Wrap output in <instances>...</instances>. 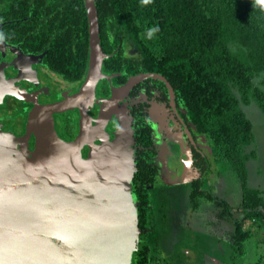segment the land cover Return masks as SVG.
<instances>
[{
	"label": "trees",
	"instance_id": "16d2710c",
	"mask_svg": "<svg viewBox=\"0 0 264 264\" xmlns=\"http://www.w3.org/2000/svg\"><path fill=\"white\" fill-rule=\"evenodd\" d=\"M22 2L0 0V21L8 22L1 30L5 40H26L30 51L44 50L47 70L80 84L89 58L83 0H48L41 7L49 20H21L36 16L24 13ZM95 5L102 51L110 55L105 67L122 70L125 77L163 75L203 129L213 131L217 154L242 180L241 205L252 212L249 218L263 217L264 199L247 185L245 169L255 154L245 153L244 147L254 135L242 107L254 103L264 115V6L257 0H153L146 6L140 0H95ZM157 24L160 32L147 39V28ZM129 48L135 53L127 54ZM8 98L16 104L0 105V110H13L11 115L6 111L5 130H12L19 118L23 133L31 103ZM145 206L144 201L141 223ZM142 247L133 253L132 264H161L155 244L153 254H148L149 246Z\"/></svg>",
	"mask_w": 264,
	"mask_h": 264
},
{
	"label": "water",
	"instance_id": "95a60500",
	"mask_svg": "<svg viewBox=\"0 0 264 264\" xmlns=\"http://www.w3.org/2000/svg\"><path fill=\"white\" fill-rule=\"evenodd\" d=\"M83 3L89 34L88 71L71 97L40 105L41 90L28 93L14 84L25 80L20 72L16 79L4 78L3 68L22 64L14 59L0 63V105L5 96L32 103L23 135L0 128L2 264H132L138 249L141 229L139 203L131 191L135 171L131 118L122 112L124 106L112 110L111 102L117 91L126 92L145 76L165 79L140 74L129 78L124 87L111 88V98L97 99L99 79L110 81L102 72L108 55L100 45L95 0ZM93 104L100 106L94 123L86 112ZM74 108L80 113L78 137L65 141L55 130L53 114ZM113 118L118 126L109 140L104 138V127ZM31 137L34 142L29 149ZM83 145L88 146L86 158L81 156Z\"/></svg>",
	"mask_w": 264,
	"mask_h": 264
},
{
	"label": "flooded vegetation",
	"instance_id": "af4514ba",
	"mask_svg": "<svg viewBox=\"0 0 264 264\" xmlns=\"http://www.w3.org/2000/svg\"><path fill=\"white\" fill-rule=\"evenodd\" d=\"M43 4L48 5V0H24L21 5L24 6L23 12H32L37 17L27 16L21 18V20H49L48 15H46L48 12L41 7ZM7 23L6 21H0V31ZM41 26L43 27V24ZM27 42L24 40L13 43L4 40L0 44V63L3 59H14L17 64H22L21 67L16 66L14 68V66H9L3 68L4 78L16 79L20 72V77H24L25 80L16 81L14 84L28 93L41 90L42 93L37 95L40 105L52 104L75 94L85 81L87 72L80 84L79 82L64 81L44 67L43 55L45 51H30L26 46ZM26 56L29 57L26 58ZM109 56L103 60L102 72L110 77V81L99 79L95 88L97 99L111 98V88L119 89L124 87L131 77L135 78L140 74H151L150 72H139L138 74H130L125 77L122 70H108L105 67V60ZM154 74L160 75L165 81L145 76L126 92L117 91V96L113 99V104L116 103L117 106L115 104L114 107L112 106V110L115 111H120V108L124 106L121 109L122 112H126L131 118L134 139L132 155L135 166L131 191L139 203V224L144 227V229L141 228L142 233L140 234L138 245L144 243L143 239L145 242L149 240L154 225H157L155 219L152 218V202L157 198V194L160 191L168 189L176 193L183 187L186 189V198L194 191L197 194L193 197L196 211L204 207L203 204L205 206H213L211 200H217L218 195L219 162L213 131L211 128L210 130H204L198 119L194 117L186 106L185 99L179 96L178 91L172 87L170 82L163 75ZM51 79L55 81L56 86L53 85ZM7 97L12 96H5L2 104L5 102L16 104L10 98L7 99ZM99 107L98 104H93L92 107L89 106L87 108L86 112L91 118L90 122L92 120V123H94L93 120L97 117ZM1 111L3 110H0L1 130L4 132L11 131L17 137L23 135L24 132L21 133L19 118L13 120L12 130H5L4 117L6 112L3 111L4 113H1ZM10 112H12V109L9 112L7 111L11 115ZM70 113L73 114L70 115ZM59 114L67 115L64 117L63 126L65 131L68 132V134L65 132L68 135V139L65 141L75 140L79 132V109L74 108ZM57 115L53 114L54 127ZM117 121L115 118L109 120L104 127V138L112 139V133L116 131L118 126ZM57 134L63 139L58 132ZM32 140L34 142L33 137L29 140V149L33 148ZM87 152L88 146L83 145L81 147V156L86 158ZM187 185L189 187H186ZM144 201L146 206L142 210L143 219H141V223V206ZM197 215L195 213V216ZM158 220L161 222L163 219L159 218Z\"/></svg>",
	"mask_w": 264,
	"mask_h": 264
},
{
	"label": "rangeland",
	"instance_id": "374dc122",
	"mask_svg": "<svg viewBox=\"0 0 264 264\" xmlns=\"http://www.w3.org/2000/svg\"><path fill=\"white\" fill-rule=\"evenodd\" d=\"M127 50V54L135 53L133 49ZM51 80L56 86L55 81ZM242 108L252 122L254 135L253 142L244 147L245 153L254 151L255 154L254 158L247 162L245 169L248 175L247 185L258 189L261 196L264 197V115L254 103ZM3 111L6 112L5 109ZM3 111L1 113H4ZM7 111L9 112L10 109ZM66 114H58L55 117L56 131L64 140L68 139V135H66L68 132L63 128ZM72 114L70 113V115ZM217 156L220 177L224 178V181L220 182L218 186L215 210L220 212L223 209L221 214L224 213L232 223L234 216L239 219V223L244 222V224H238L239 229L235 224L230 226L227 223L225 227H218L219 230L224 229L225 235L223 236H227V241L224 242L225 253L218 264H264V215L252 220L249 218L252 212L244 210L240 204L242 180L234 175L232 169L229 168L230 165L221 156L218 154ZM185 191L186 189L182 187L176 193L167 189L157 194V198L152 202V218L155 219L157 225H154L149 240L145 242L143 239L144 243L139 247L143 246L141 248L143 249L149 246L148 254H153L155 251L153 245L155 244L158 251V254L155 255L159 256L158 261L161 264H214L211 257L215 256L214 258L218 259L216 256L221 255V249L217 247V236L220 234L208 230L202 216L207 213V210H211L212 206L206 207L203 204L204 207L196 211L194 198L190 195L186 198ZM211 201L213 204V200ZM240 207L244 210L242 217H238L236 214ZM195 213L198 215L195 216ZM159 218L163 220L160 222ZM222 220L225 222L226 218ZM210 231L214 234L213 236ZM240 246L242 247L240 248Z\"/></svg>",
	"mask_w": 264,
	"mask_h": 264
},
{
	"label": "crops",
	"instance_id": "0c3cea01",
	"mask_svg": "<svg viewBox=\"0 0 264 264\" xmlns=\"http://www.w3.org/2000/svg\"><path fill=\"white\" fill-rule=\"evenodd\" d=\"M218 171H219V166H218ZM220 175L221 174L219 172L218 181H217L218 186L220 185V182L224 181V178H221ZM261 197L264 199L263 196H261ZM215 203H216V200L213 201V206L211 207V210H207V214L206 215H202V216L204 218L205 224L208 226L207 229L208 230H212L214 233L217 232V234L218 233L220 234V235L217 236V244H218L217 247H219L221 249L220 250L221 255L220 256H216V257H218V259H215L214 258L215 256L209 255V256H212L211 258H213L214 264H218L222 260V256H224V253H225L224 252L225 251L224 248L226 246L224 244V242L227 241V238H226L227 236H223V235H225L224 234L225 233L224 232V229L223 230H219L218 227H221V226H224L225 227L226 226V223L229 224L230 226H233L232 224H235V225L236 224H244V222L239 223L238 222L239 219L234 218L235 216L233 217L234 220L232 219L233 220V223L230 222L229 221V218L226 217L224 215V213L221 214V211H223V209H221L220 212H218V210H215ZM240 204H241V199H240ZM209 206H211V205H209ZM209 206H206V207H209ZM239 209L240 210L236 211L237 212L236 214L238 215V217L239 216L242 217V213H243V211L245 209L242 210V207H240ZM223 218H226V221L225 222L222 220ZM258 218H261V217H258ZM243 221H245V219H243ZM255 227H256V225H255ZM212 231H210V234L213 236L214 234L212 233ZM222 242H223L224 247H222L223 246L222 245ZM228 242H229V239H228ZM209 256H207V258H209ZM220 258H221V260H220Z\"/></svg>",
	"mask_w": 264,
	"mask_h": 264
},
{
	"label": "clouds",
	"instance_id": "9594fccd",
	"mask_svg": "<svg viewBox=\"0 0 264 264\" xmlns=\"http://www.w3.org/2000/svg\"><path fill=\"white\" fill-rule=\"evenodd\" d=\"M141 4L142 5H148L150 3L153 2V0H140ZM257 2L261 5V6H264V0H257ZM160 32V27L159 25H153L149 28H147L146 30V38L151 40L153 39L157 33ZM5 39H7V36L5 33H3L2 31H0V42H3ZM154 74V73H153ZM81 87V86H80ZM215 201V200H214ZM139 209V208H138ZM139 216V214H138ZM138 227H139V220H138ZM140 228V227H139ZM141 229V228H140ZM141 233H142V230H141ZM139 241H140V235H139ZM139 244V243H138ZM139 246V245H138ZM0 264H2V262H0Z\"/></svg>",
	"mask_w": 264,
	"mask_h": 264
},
{
	"label": "bare ground",
	"instance_id": "6f19581e",
	"mask_svg": "<svg viewBox=\"0 0 264 264\" xmlns=\"http://www.w3.org/2000/svg\"><path fill=\"white\" fill-rule=\"evenodd\" d=\"M117 93H118V92H117ZM117 93H116V95H115V98H116V96H117ZM115 98H114V99H115ZM113 102H114V100H112V102H111V105H112V106H113ZM113 107H114V106H113ZM99 121H100V120H99ZM101 126H102V125H101V123H100V124L98 125V127H97V132H98V130L101 128ZM97 132H96V133H97Z\"/></svg>",
	"mask_w": 264,
	"mask_h": 264
}]
</instances>
